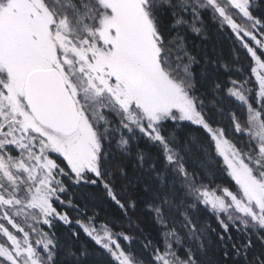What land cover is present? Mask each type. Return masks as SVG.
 Wrapping results in <instances>:
<instances>
[{"label":"snow or ice","instance_id":"obj_1","mask_svg":"<svg viewBox=\"0 0 264 264\" xmlns=\"http://www.w3.org/2000/svg\"><path fill=\"white\" fill-rule=\"evenodd\" d=\"M0 264H264V0H0Z\"/></svg>","mask_w":264,"mask_h":264},{"label":"trees","instance_id":"obj_2","mask_svg":"<svg viewBox=\"0 0 264 264\" xmlns=\"http://www.w3.org/2000/svg\"><path fill=\"white\" fill-rule=\"evenodd\" d=\"M192 41L196 44H200V40L196 37H192ZM213 45L216 46L217 50L220 51L222 50L223 51V58L224 59H227L229 58V55H230V45H231V42L226 39V38H221V37H218L216 36L214 33L208 43V47L211 48ZM143 146V145H142ZM219 176V174H218ZM219 182V180H218ZM104 213H108V218L110 219H113L116 217V214L113 212V210L111 208H109L107 205H104ZM102 213V215L104 214ZM117 223H120L119 220H117ZM141 227L142 228H145L146 230H150L151 226L147 220V218H145L144 222L141 224ZM63 234H66L65 230L64 229H61L60 230Z\"/></svg>","mask_w":264,"mask_h":264}]
</instances>
